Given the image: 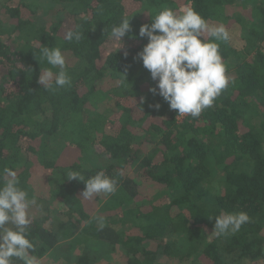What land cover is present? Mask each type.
Returning <instances> with one entry per match:
<instances>
[{
    "label": "trees",
    "instance_id": "1",
    "mask_svg": "<svg viewBox=\"0 0 264 264\" xmlns=\"http://www.w3.org/2000/svg\"><path fill=\"white\" fill-rule=\"evenodd\" d=\"M186 6L210 25L243 26L246 48L217 42L229 85L212 107L179 121L150 91L158 82L138 57L148 43L139 30ZM122 18L131 31L117 42L109 34ZM69 30L81 39L68 41ZM42 46L61 49L70 87L39 83L51 67ZM5 168L37 201L28 238L39 261L61 252L58 264H264V0H0ZM99 171L118 181L114 194L83 199L85 183L68 180ZM105 196L111 202L97 212ZM221 211L246 212L250 222L216 237ZM78 220L96 248L83 244ZM104 245L120 263L107 262Z\"/></svg>",
    "mask_w": 264,
    "mask_h": 264
},
{
    "label": "clouds",
    "instance_id": "2",
    "mask_svg": "<svg viewBox=\"0 0 264 264\" xmlns=\"http://www.w3.org/2000/svg\"><path fill=\"white\" fill-rule=\"evenodd\" d=\"M129 19L111 28L109 38L122 41L131 31ZM209 34V41L204 34ZM141 38L148 43L138 53L143 66L153 81H157L150 91L160 95L172 110H178V116L198 117L205 109L213 106L216 99L229 85L227 66L217 42H228L230 33L223 25H210L190 6L175 11L165 8L158 12L153 22L142 25L139 30ZM68 41H79L78 30L66 33ZM42 59L51 67L41 69L39 83L45 90L70 87L72 80L66 71V59L59 47L42 46ZM53 69H59L54 72ZM158 90V91H157ZM159 108L160 105H155ZM68 180L85 183L83 199H91L97 194L112 195L117 191L118 181L97 172L85 178L79 172H70ZM0 264H40L34 243L28 238L32 220L29 209L37 204L36 199L29 198L28 192L19 187L16 172L5 168L0 174ZM216 223L212 235L227 237L235 235L250 222L246 212H224L214 216ZM212 217H210L211 219ZM103 226V218L97 217Z\"/></svg>",
    "mask_w": 264,
    "mask_h": 264
},
{
    "label": "rangeland",
    "instance_id": "3",
    "mask_svg": "<svg viewBox=\"0 0 264 264\" xmlns=\"http://www.w3.org/2000/svg\"><path fill=\"white\" fill-rule=\"evenodd\" d=\"M40 13L42 14L43 12L40 11ZM43 15V14H42ZM228 31L230 33L231 36V40H232V44L234 45V47H236L238 50L243 51L245 47V41H243V37L242 34H244L245 29L243 26L239 25L236 22H233L231 24L230 27H228ZM110 197L105 196L104 198H102L99 203H97L96 205V211L97 212H101L111 201ZM93 217H97L96 215H94ZM77 234L79 235L80 233V239L82 240L83 244H89L91 247L90 248H96V247H92L94 240L93 238H91L90 236H87L86 234H84V231L86 229V224L81 222V220L77 221ZM85 237H89L90 241L89 243H87L84 238ZM83 244L81 243V246L79 247H84ZM94 246H96V243L94 244ZM99 252L101 253V255L103 256L105 255H109L111 257V259H109L107 262H114V261H118L120 263L121 259L119 258L120 254L117 252V250H114L112 247H107L106 245H104V247H99ZM64 257V255L60 252V254L56 253V255H48L46 256L43 260L40 261V264H58L62 258ZM105 258V257H104ZM103 262V261H101ZM188 264H196V263H188Z\"/></svg>",
    "mask_w": 264,
    "mask_h": 264
},
{
    "label": "built area",
    "instance_id": "4",
    "mask_svg": "<svg viewBox=\"0 0 264 264\" xmlns=\"http://www.w3.org/2000/svg\"><path fill=\"white\" fill-rule=\"evenodd\" d=\"M189 115H186V116H179L178 119L179 121H183L185 119V117H188Z\"/></svg>",
    "mask_w": 264,
    "mask_h": 264
}]
</instances>
